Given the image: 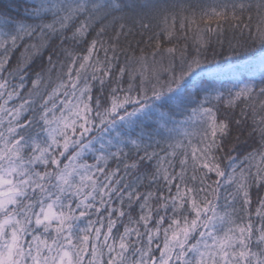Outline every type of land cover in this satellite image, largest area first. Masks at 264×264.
Instances as JSON below:
<instances>
[{
    "label": "snow or ice",
    "instance_id": "1",
    "mask_svg": "<svg viewBox=\"0 0 264 264\" xmlns=\"http://www.w3.org/2000/svg\"><path fill=\"white\" fill-rule=\"evenodd\" d=\"M27 3L0 13V264H264V77L204 75L264 48V0Z\"/></svg>",
    "mask_w": 264,
    "mask_h": 264
},
{
    "label": "trees",
    "instance_id": "2",
    "mask_svg": "<svg viewBox=\"0 0 264 264\" xmlns=\"http://www.w3.org/2000/svg\"><path fill=\"white\" fill-rule=\"evenodd\" d=\"M169 2H172V0H169ZM177 2H180V0H177ZM182 2L196 3L197 0H182ZM200 2H203V0H200ZM29 6L30 5L27 3V0H0V13L7 12L12 17H15L18 19L26 18L24 9ZM231 36H232L231 33L226 32L223 38L225 39V41H227V39L231 38ZM34 42H37V41L35 40L30 41V40L25 39L20 44L19 49L13 54L12 61H11L12 66H15L17 59L21 56V53L24 51V45L29 44V43H34ZM57 43L58 42H54L53 47H55ZM180 43L182 44L184 43V41L181 40ZM83 47L86 49L87 45H84ZM46 57H47V53H45L43 60L38 58L31 65L26 88L31 86L30 80L34 78V75H33L34 72L40 69L42 64L46 65ZM100 57L103 58V52L100 53ZM209 59H211V54H209ZM120 60L121 62H123L124 60L123 55L120 56ZM204 75L208 79L215 78L217 82V86H219L220 83L230 86L234 81L236 83H242L244 81H250V80H255L258 82L262 77H264V48H262L259 44H257L255 47L251 48L249 51L242 52L238 56H235V57L228 58L224 56H219L209 66V71L204 73ZM13 83H18V81H14ZM25 93H26V89L22 90L21 95H24ZM96 94L97 93L94 91V95ZM19 102L20 101L18 99L14 98L12 101L9 102L8 106L11 107L12 104H18ZM238 112H239V109H237V113ZM243 138L244 137H242V139ZM252 144L253 142L249 140L248 141L249 146L242 148L241 154L245 151H250ZM113 167H115L114 164H113ZM143 190H146V189H142V191ZM132 215L133 217H138L139 215L138 206L134 207V210L132 211ZM127 222H128L127 217H125L124 223H127ZM118 227L120 228V231H123V227L121 225H118Z\"/></svg>",
    "mask_w": 264,
    "mask_h": 264
}]
</instances>
